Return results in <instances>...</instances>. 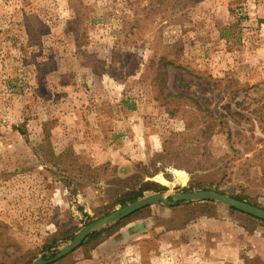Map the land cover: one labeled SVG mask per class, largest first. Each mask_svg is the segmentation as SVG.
Wrapping results in <instances>:
<instances>
[{
  "label": "rangeland",
  "instance_id": "obj_1",
  "mask_svg": "<svg viewBox=\"0 0 264 264\" xmlns=\"http://www.w3.org/2000/svg\"><path fill=\"white\" fill-rule=\"evenodd\" d=\"M185 3L0 0V264L53 256L147 181L264 206V0ZM198 202L50 264H264V221Z\"/></svg>",
  "mask_w": 264,
  "mask_h": 264
},
{
  "label": "water",
  "instance_id": "obj_2",
  "mask_svg": "<svg viewBox=\"0 0 264 264\" xmlns=\"http://www.w3.org/2000/svg\"><path fill=\"white\" fill-rule=\"evenodd\" d=\"M192 201L219 202L231 208L237 209L239 211L264 220L263 207L244 200H240L215 189H199L169 195L164 192H154L148 195H144L143 197L138 198L135 201H132L122 206L121 208L88 223L75 234L70 243L63 246L53 256L48 258L39 256L31 264H50L62 259L66 255L77 249L91 233L95 232L101 227L113 224L146 206H150L156 203L175 206Z\"/></svg>",
  "mask_w": 264,
  "mask_h": 264
},
{
  "label": "trees",
  "instance_id": "obj_3",
  "mask_svg": "<svg viewBox=\"0 0 264 264\" xmlns=\"http://www.w3.org/2000/svg\"><path fill=\"white\" fill-rule=\"evenodd\" d=\"M177 1V0H176ZM187 4H195V3H198V2H201L203 0H184ZM185 3V5H186ZM264 22V20H263ZM192 172V171H191ZM194 185H196V187L198 188H206L205 186L202 185V183H194ZM162 188H166L164 185H160L158 183H155L153 181H147L145 184H144V187L140 190H137V191H131V192H126L119 200H118V203L117 204H120L121 206H124L126 205L127 203L129 202H132L134 200H136L137 198L143 196V192L145 190H155V191H160ZM215 190L217 191H220L222 193H227L225 190H222L220 189L218 186H215L213 187ZM231 196L235 197V198H238L240 200H244V201H247V202H250L252 204H255V205H260L257 200L255 198H252L250 195L248 194H237V193H230ZM199 204H202L206 207L207 210H209L208 212L210 214H214L216 215L217 211H216V206H215V203L213 201H204V202H198ZM177 206V205H176ZM262 207H264L263 205H260ZM146 208V207H144ZM143 208V209H144ZM143 209H140V210H143ZM140 210L136 211L137 213L140 212ZM237 210V209H235ZM239 211V210H237ZM135 212V213H136ZM251 216L252 218L254 219H257V220H262L256 216H253V215H249ZM264 221V220H262ZM99 231L95 232V233H92L90 234V236L87 237V239L95 234H97ZM85 239L83 241V243L87 240ZM82 243V244H83ZM81 244V245H82Z\"/></svg>",
  "mask_w": 264,
  "mask_h": 264
},
{
  "label": "bare ground",
  "instance_id": "obj_4",
  "mask_svg": "<svg viewBox=\"0 0 264 264\" xmlns=\"http://www.w3.org/2000/svg\"><path fill=\"white\" fill-rule=\"evenodd\" d=\"M186 172L184 171H177V180L181 183H184L186 181ZM160 182H167L165 179H162Z\"/></svg>",
  "mask_w": 264,
  "mask_h": 264
}]
</instances>
